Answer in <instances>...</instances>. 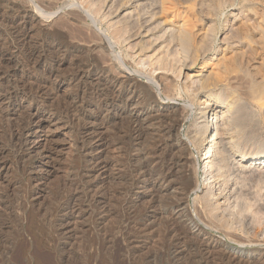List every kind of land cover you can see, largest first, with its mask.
Wrapping results in <instances>:
<instances>
[{
	"label": "bare ground",
	"instance_id": "6f19581e",
	"mask_svg": "<svg viewBox=\"0 0 264 264\" xmlns=\"http://www.w3.org/2000/svg\"><path fill=\"white\" fill-rule=\"evenodd\" d=\"M21 2L24 3L23 8L10 6V10L15 14L30 16L31 22H36L38 29H42L41 41L46 43L48 41L56 52L86 54L83 59L80 58L82 61H79L77 68H73L76 70L71 71L68 82L83 86V89L74 93V96L80 97V103L90 98L96 105L95 110H92L93 115L89 116L79 114L74 110L73 102H67L73 95L63 97L59 104L62 107L59 108V112L64 114L59 116L79 123L80 128L76 126L78 129L73 132L76 133L82 153H85L83 159L86 167L85 171L79 172L80 186L76 189L74 186V193L73 191L69 193L61 204L58 215L53 217L58 246L66 249L72 246V242L75 243V235L81 232L78 220L85 215L88 214V219L97 227L111 212L106 207L110 201L109 190L98 192L95 190L103 182L96 180L95 174L106 169L107 161L102 168H87L88 165L92 166L94 161L99 162V158L102 157L103 151L100 147L104 139L97 133L101 130H88L84 126L87 122L93 123L100 116L98 112L102 111L105 113L103 119L107 118L118 124L114 125L109 121L118 126L117 132L114 131L117 138L112 142L108 140L109 147L120 150L122 156L129 152L130 146L136 151L134 155L136 165L132 177L128 179L130 175L127 164L119 170V175L124 172L120 179L124 186H127L125 195L122 194V204L127 209L126 216L135 221L138 229L145 234L146 232L153 234L160 228L163 240L168 241L166 252L174 263L186 258L189 245H200L204 250H209L210 245L223 244L200 226L198 216L205 220L204 226L219 227L225 239L237 246L253 243L254 239L242 234H245L244 228L250 224L240 222L239 231L242 233H237L233 220L220 211L219 203L210 202L208 199L210 195L199 194L189 202L188 193L194 183L189 181L190 174L187 168L191 161L189 158L184 156L179 163L173 162L171 165L168 163L166 171L157 176L144 162L149 155L139 154L137 147L141 142L143 127L155 126L154 121L160 122L162 116L167 117L170 124L166 131L163 130V135L170 137L173 130L179 126L181 117L186 112H191L194 116L186 137V145L196 150L201 149L204 182L208 184L214 177V172H209L206 168L216 170L219 177L224 176L230 160L228 149H231L232 157L236 156L238 159H235L234 163L239 164L241 168L264 172V142L258 143L256 139L249 138L243 140L241 137L244 135L241 132L245 120L249 119L248 121H252L256 126L264 128V0H21ZM226 7L230 9L225 11ZM2 11L0 10V25L15 23L13 16H7L8 13ZM55 23L73 27L69 39L62 33L64 32L62 25L58 28L54 26ZM219 29H222L221 34L217 33ZM8 33L6 34L10 39L9 44L19 47L20 43H16L18 38L15 40L11 36L12 32ZM38 49L40 51L29 50L26 51L28 53H22L26 54L25 58L21 56L25 59L26 65L37 64L38 60L46 57L45 48L44 51ZM9 50L7 52H10ZM197 63H201L202 68L196 73L191 72L188 65ZM2 64L6 67L11 65L15 67L18 63L14 59L0 56V70ZM9 69H5V72ZM33 70L35 72L34 68ZM55 78L53 76L52 83L48 77L40 85L46 87L51 83L50 90L56 93L59 83ZM41 92L37 87L27 86L21 78L0 73V103L4 108V110L0 108L2 110L0 111L6 110V115L9 116V110L13 111L18 107L17 100L20 103L28 102L27 107L30 111L27 122L23 125L12 126L7 117L8 123L2 131L6 141L13 147L34 129L36 123L33 116L36 113L32 112H39L37 102ZM181 94L188 100L186 105H171L165 113L158 112L155 105L160 100H175V95L180 97ZM194 94L206 95L207 99L202 109L195 108ZM2 117L5 115L1 114V119ZM208 117L211 118L210 122L207 121ZM148 121L152 123L149 124ZM144 122L148 125L143 126ZM82 123L84 124L81 125ZM162 143L170 153L183 145L187 148L180 140H177L176 144L164 140ZM86 147H90L88 153ZM141 155L144 156V160L141 159ZM181 179L187 182L183 185ZM133 187L144 194L149 193L146 195L148 196L146 204L139 210L137 202L143 197L137 191L133 192ZM78 195H82L83 198H76ZM178 219H184L183 226L177 225ZM127 223L123 229L121 228L123 232L120 234L123 237L120 238L122 247L125 249L132 247L131 238L129 239L127 234V227L131 222ZM70 231H73V235L69 234ZM7 244L8 247L1 252L6 262H10L6 257L10 255L16 262L24 261L25 264H53L52 258L40 250L30 254L28 242L16 239ZM257 244L260 245L261 242ZM263 246L255 251L260 257L258 259L262 261ZM89 247L91 248V245ZM94 247L92 246V249ZM220 257V260L226 261L227 264H254L243 261L234 254Z\"/></svg>",
	"mask_w": 264,
	"mask_h": 264
},
{
	"label": "rangeland",
	"instance_id": "374dc122",
	"mask_svg": "<svg viewBox=\"0 0 264 264\" xmlns=\"http://www.w3.org/2000/svg\"><path fill=\"white\" fill-rule=\"evenodd\" d=\"M22 2L21 0H0V10H3L2 12L5 11L4 13H8L7 16H13L12 18L15 19V23H10L7 26L0 25V53H2L0 56H3L5 59H14V61H17L18 63L15 67H12V65L9 66L10 69L8 66L6 67V65L2 64L0 73L3 72L7 73L8 76L11 75L14 76V78H21L25 81L27 86L37 87L39 92H42L39 94L40 96H38L37 102L39 112H32L33 114L36 113L33 116L36 123L34 125V129H32V131L21 140V144L16 143L15 147L6 141L3 128L6 123H8V121H6L7 117L12 126L23 125L27 122L26 119L30 113L27 107L28 102L20 103L17 100L16 103L19 104L18 107L13 111L9 110L8 114L10 118L6 115V110L1 112V109L4 110V108L3 104L0 103V264H25L24 261L16 262L10 255L6 256L9 258L10 262H6L4 256L1 255L2 249L4 250L5 247H8L7 242L10 244L16 241V239L28 242V250L30 254L40 250V252L52 258L53 264H227L226 261L220 260V256H228L230 254L236 255L246 262L264 264V260L262 261L261 259H258L259 256L257 255V252H255L264 244V172L245 170L241 168L239 164L234 163V160L237 158L236 156L232 157L233 153L231 149H228L227 154L230 155V160L224 176L219 177L216 170L206 168L209 172H214V177L211 179L210 183L207 184L204 182L203 180L205 175L201 149L196 150L195 148L187 146L188 144L186 145V137H188V133L190 132L194 116L191 112H186L181 117L179 126L173 130L175 133L172 132L170 137L163 135V130L165 129L166 131V128L170 124L167 117L162 116L159 120L160 122L163 120V122L160 123L158 120V122L154 121L155 124L153 125L155 126L148 128L146 125L152 122H144L143 126L146 127H143L142 129L141 142L139 147H137L138 153L144 155L147 153L146 156L149 155L147 157H151L150 159H147L146 157V161L143 159L144 156L141 155V159H143L145 164L149 165V167L153 169V172L157 176H161V174L166 171L169 164L171 165L173 162L179 163L184 156L189 158L192 161L187 164L190 174L189 181H191V183L194 182L191 191L188 193L189 202L193 201L199 194L201 195L205 193L208 196L210 195V198H208L210 202L212 204L219 203L220 211H222L230 220H233V226L237 230V233H242L239 231L242 221L250 224L246 228L243 227L246 231L243 229L245 234H242L254 239V242L244 243L241 246H237L225 239L224 233L219 227L209 226L210 228H207L204 226L203 223H205V220L201 216H198L197 221L200 226L215 239H218V242L221 241L223 244L218 243L213 244L214 246L210 245L209 250H204V247L200 245H189V256L187 254L186 258L184 257V259H182L179 263H174L166 252L168 241L163 240V232L160 228H158L160 225H157L158 227H156L158 228V232L156 230L153 234L151 232H148V234L146 232L145 234L144 231L142 232L140 231L141 229H138V225H136L135 221L128 219L126 216L125 212H127V209L126 207H123L122 197L126 193L127 186L125 185V187L124 183L120 179L124 172L119 175V170L121 167L124 168L127 164L126 166H129L128 173L130 175L128 179L132 177L134 174V167L136 165V160L134 158L136 151H134V149L130 146V148H128L129 152L122 156L123 153L120 152V150L109 147L108 140L109 142H112L117 138L114 131L115 133L117 132L118 126L116 127L114 125L118 124H114L113 121L107 118L103 119V115H105V113L102 111L101 113L98 112V115L100 116L96 118L93 123L89 124V122H87L84 126L85 129L96 131L101 130L104 133H101V131L97 132L98 135L103 136L104 139L100 147V150L103 151L102 157H100L101 159L99 158V162L96 160L97 162L94 161L93 165H88L87 168H102L104 162L107 161L105 164L107 163L108 168L106 167V169L103 170L104 172H97L95 174L97 178L96 180L99 179L98 181H103L102 184H99L95 190L97 192L109 190L108 192L111 194L109 195L110 201H108L109 205L106 204V207L107 210L111 212L109 213V216L106 215L105 219L102 221L103 223L97 227L94 225L92 220L88 219V214L85 215V218L82 217L78 220V227L81 232L78 230L79 233L75 235L77 238H75V243L72 242V246L66 249H63L62 246H58V236L54 231L55 228H53V217L58 215L61 204L68 197L69 193L74 190V186L75 189L80 186L79 172L85 171L86 167L83 159L85 153H82L83 150L79 147L76 133L73 132L77 131L79 123L71 122L70 119L59 116L64 115L59 112V108H62L59 104L63 101V97L73 95L67 102H73L72 104L75 105L74 110L79 112V114L89 116L93 115L92 110H95L96 105L90 98L86 99L84 101L85 103H80V97L77 95L74 96V93L81 88L83 89V86H78V84H74V82H68L72 72L76 70L73 68H77V64L82 61L80 58L83 59L86 54L79 52L80 54L78 53V55L80 57L77 53L74 54L76 56L74 57V55L71 54L56 52L52 48V44L48 41L47 43L43 40L41 41L40 32L42 29H38V24H36V22H31L29 19L30 16L26 17L19 13L15 14V12L10 10V6H14L19 9H21V7L23 8L24 3L22 4ZM229 9V7H226L225 11ZM54 26L64 28V32L62 33L67 39H69L73 30L72 26H65L62 23H55ZM8 32H12V38H18L15 40L17 41V44L20 43L19 47L11 46V43L9 44L10 39ZM221 32L222 29L217 31L218 34H221ZM6 33H8V35ZM25 33L27 34L24 36ZM38 48L43 49V51L45 48L46 57L38 60L37 64L26 65L24 62V56L26 54L22 53H28L29 50L37 52V50H39ZM8 49H10V52H7ZM17 49H19L20 52ZM17 55H19L18 59L16 57ZM22 65L26 66L23 67ZM7 68L9 71L6 70L5 72V69ZM33 68L35 69V72ZM188 68H190L191 72L196 73L202 67L201 63H197L195 65H188ZM47 76L50 77L52 83L54 82L53 76L54 78H57V80L55 78V81L59 83V88L56 89V93L53 91L51 92V83L46 85V87L40 85L41 82L46 81L48 78ZM95 84L96 83H94V85ZM76 87H79V89ZM180 97L175 95V100H160L155 107L158 112L163 114L169 110V106L171 105H186L188 102L187 98H185L182 94ZM194 97L196 105L195 108L202 109L205 106V100L207 99L206 95L194 94ZM198 113L199 112L196 110V114ZM1 114L3 116L5 115L4 118L2 117L5 122L1 119ZM210 117L207 118L208 122H210ZM90 118L92 119V117ZM248 120H245L243 123L244 125H242L243 129L241 133L244 135L241 137L243 140L249 138L253 140L256 139L255 141L258 143L262 141L264 142V128L256 126L255 123ZM109 121L113 122L114 125ZM83 124L84 123L81 125ZM106 124L111 125L108 126ZM245 126H247V128ZM162 139L170 144H176L177 140H180L185 143L187 148L183 145L180 147L181 149L178 148L180 151L178 149L176 151L175 149V152L172 151L170 153L164 148ZM86 150L88 153L90 151V147H86ZM95 162L97 164H95ZM109 163L111 165H109ZM98 173L101 174L99 175ZM182 181L184 180L181 179L180 181L183 185L187 182ZM141 182L142 181H140V183ZM132 191L136 193V187H133ZM137 192L143 197V199L137 202L139 204L137 205L139 210L146 204L148 200V196L146 195L149 193L144 194L142 191ZM81 197L82 195H78L76 198ZM253 221L254 224H252ZM127 222H131L127 227V234L128 238H131L132 247L129 246L125 249L122 247L120 238L123 237L120 234L123 232L121 228L123 229L125 224H128ZM182 222H184V219H178L177 225L183 226L184 224ZM72 233L73 231H70L69 234ZM132 237L134 239H132ZM181 238L184 237L181 236ZM257 242H261V244L259 245ZM90 245L91 248L89 247ZM92 246L95 247L92 249ZM198 251H200V253Z\"/></svg>",
	"mask_w": 264,
	"mask_h": 264
}]
</instances>
